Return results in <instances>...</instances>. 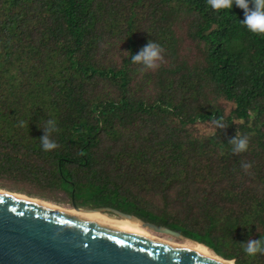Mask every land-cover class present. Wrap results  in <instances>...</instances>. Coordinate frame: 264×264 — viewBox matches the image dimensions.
Masks as SVG:
<instances>
[{"label":"trees","instance_id":"16d2710c","mask_svg":"<svg viewBox=\"0 0 264 264\" xmlns=\"http://www.w3.org/2000/svg\"><path fill=\"white\" fill-rule=\"evenodd\" d=\"M243 18L208 0H0V188L111 207L264 264L242 244L264 240V36ZM149 40L162 59L146 69L131 55Z\"/></svg>","mask_w":264,"mask_h":264},{"label":"water","instance_id":"95a60500","mask_svg":"<svg viewBox=\"0 0 264 264\" xmlns=\"http://www.w3.org/2000/svg\"><path fill=\"white\" fill-rule=\"evenodd\" d=\"M73 208L135 220L153 232L190 240L178 231L111 207ZM0 264L223 263L166 242L102 227L57 209L0 194Z\"/></svg>","mask_w":264,"mask_h":264},{"label":"clouds","instance_id":"9594fccd","mask_svg":"<svg viewBox=\"0 0 264 264\" xmlns=\"http://www.w3.org/2000/svg\"><path fill=\"white\" fill-rule=\"evenodd\" d=\"M208 4L213 10L219 11L222 9H231L233 4L244 11V18L240 22L246 29L256 35L264 36V0H208ZM162 48L153 40H149L137 53L131 55V60L134 63L142 65L143 68L151 69L157 67V61L162 59ZM23 124V121L20 122ZM218 127L223 128L224 125L220 121H216ZM56 122L53 119L46 121V128L43 129V135L39 138L41 147L44 150H51L57 147L54 140L50 139L49 133L56 131ZM232 144V152L240 153L247 149L248 139L246 136L236 135L229 139ZM244 169H248L250 164L243 163ZM245 245L243 251L250 257H255L258 253L264 254V240L249 239L242 243Z\"/></svg>","mask_w":264,"mask_h":264},{"label":"bare ground","instance_id":"6f19581e","mask_svg":"<svg viewBox=\"0 0 264 264\" xmlns=\"http://www.w3.org/2000/svg\"><path fill=\"white\" fill-rule=\"evenodd\" d=\"M0 194L11 195V196L21 198V199L29 201V202H33V203L45 206V207L57 209V210L63 211L64 213H67L68 215L81 218L84 221L94 223V224L102 226V227L110 228V229H113L116 231H121L124 233L137 235V236H141V237H148V238L154 239L156 241L166 242L172 246L179 247L181 249L190 251L192 253L199 254L205 258H209V259L215 260V261L223 263V264H234L232 261H228V260L221 258L214 251H212L210 248H208L204 244L197 243V242L190 241V240H184L181 243L167 242V241L156 239L152 235L141 234V233L126 229L125 226L122 224V222H123V223H126L127 225H130V226H138V227L147 229L135 220L117 219V218H113V217H110L108 215H105V214H102L99 212L77 211L74 208L73 209H65V208H62L56 204L50 203L48 201H44V200H41L38 198H32V197H29V196L24 195V194L13 193V192L1 190V189H0Z\"/></svg>","mask_w":264,"mask_h":264},{"label":"rangeland","instance_id":"374dc122","mask_svg":"<svg viewBox=\"0 0 264 264\" xmlns=\"http://www.w3.org/2000/svg\"><path fill=\"white\" fill-rule=\"evenodd\" d=\"M222 104L225 107L226 113H229V111L231 110L232 105L229 104V103H226V102H222ZM195 130H196V132L198 134H209V133H211L213 131V128H212L211 124H206V125H198L195 128ZM1 190H6V189H1ZM6 191H8V190H6ZM10 192H13V191H10ZM21 194H23V193H21ZM27 196H29V195H27ZM30 197H32V196H30ZM33 198H38V199H41V200H44V201H48L50 203L56 204V205H58V206H60L62 208H65V209H73V206L71 204H68V203H63V202L62 203H58V202H55V201L45 200V199H42V198H39V197H33ZM155 203H156V205H159V204L161 205V202L159 201L158 198H155ZM122 224L125 226L126 229H129V230L141 233V234L152 235L154 238L159 239V240H163V241H167V242H174V243H181V242L184 241V240L177 239V238H174V237L169 236V235L153 232L152 230H149V229L147 230V229H144V228H141V227H138V226H130V225H127L126 223H123V222H122Z\"/></svg>","mask_w":264,"mask_h":264}]
</instances>
